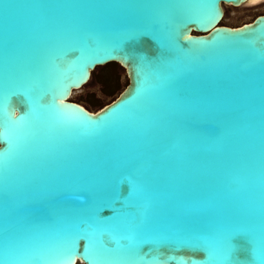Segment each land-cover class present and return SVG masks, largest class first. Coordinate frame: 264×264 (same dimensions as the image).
<instances>
[{
    "label": "water",
    "instance_id": "1",
    "mask_svg": "<svg viewBox=\"0 0 264 264\" xmlns=\"http://www.w3.org/2000/svg\"><path fill=\"white\" fill-rule=\"evenodd\" d=\"M249 1L0 0V264H264V14L220 25Z\"/></svg>",
    "mask_w": 264,
    "mask_h": 264
},
{
    "label": "rangeland",
    "instance_id": "2",
    "mask_svg": "<svg viewBox=\"0 0 264 264\" xmlns=\"http://www.w3.org/2000/svg\"><path fill=\"white\" fill-rule=\"evenodd\" d=\"M224 19L220 25L228 27H239L241 24L249 23L258 16L264 14V1L257 4L243 5L237 9L223 5ZM107 66V67H106ZM95 69L91 73L89 83L81 89L73 92L70 101L81 103L90 112L94 113L103 105L109 104L125 88L128 83L125 71L117 64H110ZM107 70H106V68ZM91 102H95L93 106Z\"/></svg>",
    "mask_w": 264,
    "mask_h": 264
},
{
    "label": "trees",
    "instance_id": "3",
    "mask_svg": "<svg viewBox=\"0 0 264 264\" xmlns=\"http://www.w3.org/2000/svg\"><path fill=\"white\" fill-rule=\"evenodd\" d=\"M108 65H110V64H108ZM105 66H106V65H105ZM106 67H107V66H106ZM106 67H105V68H106ZM106 70H107V68H106ZM127 84H128V83H127ZM127 84L125 85V87L127 86ZM124 89H125V88H124ZM124 89H123V90H124ZM123 90H122V91H123ZM122 91H121V92H122ZM121 92H120V93H121ZM120 93H119V94H120ZM119 94H118V95H119ZM91 103H92L93 106L96 105L95 102H91ZM103 106H105V105H103ZM103 106H102V107H103ZM100 109H102V108H100ZM100 109H99V110H100ZM99 110H97V111H99ZM97 111H96V112H97Z\"/></svg>",
    "mask_w": 264,
    "mask_h": 264
},
{
    "label": "bare ground",
    "instance_id": "4",
    "mask_svg": "<svg viewBox=\"0 0 264 264\" xmlns=\"http://www.w3.org/2000/svg\"><path fill=\"white\" fill-rule=\"evenodd\" d=\"M260 2V0H250L249 1V4H257V3H259Z\"/></svg>",
    "mask_w": 264,
    "mask_h": 264
},
{
    "label": "flooded vegetation",
    "instance_id": "5",
    "mask_svg": "<svg viewBox=\"0 0 264 264\" xmlns=\"http://www.w3.org/2000/svg\"><path fill=\"white\" fill-rule=\"evenodd\" d=\"M264 1V0H263Z\"/></svg>",
    "mask_w": 264,
    "mask_h": 264
}]
</instances>
